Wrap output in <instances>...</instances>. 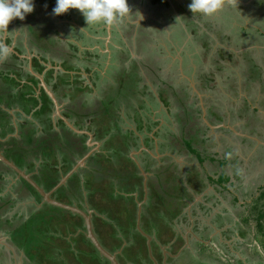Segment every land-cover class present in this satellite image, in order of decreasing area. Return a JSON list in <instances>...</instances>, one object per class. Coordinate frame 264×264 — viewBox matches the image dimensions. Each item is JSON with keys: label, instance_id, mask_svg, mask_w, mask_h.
Segmentation results:
<instances>
[{"label": "trees", "instance_id": "trees-1", "mask_svg": "<svg viewBox=\"0 0 264 264\" xmlns=\"http://www.w3.org/2000/svg\"><path fill=\"white\" fill-rule=\"evenodd\" d=\"M161 1H165V0H160V1L158 0V2H161ZM190 2L191 0H184V2H182L181 4H179L180 2H178L177 4L181 5L180 13L186 19V22L190 26L193 34L196 36H199V32H200L199 26L200 25H198L194 17H197V14L200 15V13H192L190 11V9L188 8V5ZM55 3H56V0H34L35 6H34L33 12L27 14L25 18L23 19V21L29 25L30 38L36 43V44L34 43V45H36V47L39 48V51L41 54L46 55L47 53H56V51H61L60 49L64 47L66 48L67 46H71L72 63H70L68 67L67 66L68 63L65 62V65H66L65 67L70 68L69 70L72 71V83L70 81L71 76L68 73L67 74L65 73L64 75L59 76L57 78L56 82H54V85L56 86V88H58V90H60L63 87H66V88L69 87V90H67L65 93H60L61 98L68 99V98L73 97V100L76 101V98L80 97L81 95L80 93L84 95L82 98L83 100H81L82 101L81 104H79L80 106L78 110H72V120H74V124L79 129L88 128V130L92 131L94 133L96 140H104L106 138L109 139L106 142L109 143L111 146H113V149L115 152L114 154L115 158L116 157L121 158L123 157V155L125 157H128L125 149L129 150V149H133L134 147H139L137 146L140 141L139 136H131L133 132L135 133V131L132 129L127 130L128 128H124L123 126V125H126V124H123L126 118H129V120L133 119L138 125L139 129L143 128V125L146 123V121H153V119L150 118L147 114H145V118H147L148 120H145L143 113L145 111H151L152 106L157 105L158 103L157 96L154 94V91L151 89L150 84L143 82L144 81L143 80L144 78L142 77L143 73L152 81L153 86L156 87L155 91H157V94L159 95L161 100L165 104L169 105V107H170V97L171 96L168 94V92L169 90H172L174 98H176L177 100L178 107L179 109H181L180 111L187 110V108L191 107L192 109L188 110V114H190V116L192 117H195L196 114H198L199 112L200 113L202 112L201 106H197L195 108L196 102H192V103L189 102L190 94L187 91L183 94V95H187L186 97H183V95L180 96L179 95L180 88L174 89V84L170 83L171 79L169 77L164 78L162 76V73L160 72V66H159L160 62L159 60L156 61L154 58L156 54L155 51H153L154 49L152 50V47L149 45V42L143 39L145 37H148L145 34L141 35L142 40L137 38L138 39L137 41L136 39L137 41V44H136L137 52L136 53L137 54L139 53L140 55H142V57L140 59L138 58L130 59L131 58L130 48H126V50L119 49V54H120L119 62L121 63V65L119 66L120 70L118 71L117 74H114L111 78L106 79L104 81L103 86L106 88V93L103 91L101 92V95L99 94V96H94V97L90 96L89 92L94 91L93 88L98 87L99 80L102 78L101 68L103 67V65L99 59L106 57L107 54L101 53L99 49H97L95 51L84 50L82 55H80V47L77 43L72 42V44L69 43L65 46L66 43L63 42L62 39L57 37L58 35L60 36L61 33L57 30V27L52 22L51 18H48L45 15L40 16V12H41L40 10H42L43 7H53ZM166 5L168 6V2H165L163 6L154 7L155 11L153 12L156 15V17L162 18L163 16L166 15ZM74 10H75V13H79L80 23L84 24L86 21L82 13L77 9H74ZM152 10L153 8L151 9V11ZM16 20L21 21L19 18H16ZM205 22L207 23L208 21H205ZM84 25L87 26V24H84ZM92 25H96L99 27L102 24L97 23V24H92ZM205 25H206V29L209 30L210 25H211L210 22H208ZM72 26L74 27L73 28L74 30L81 32L82 38L86 37V34L83 31H81L79 27H77V25L72 24ZM160 26L161 24H156V28ZM134 30H135V25H131L126 32H128V35H129V34H132ZM214 31L217 34V37H219L220 39L228 38V35L225 34L223 30H221V28H219L217 31L214 29ZM207 37L208 36L205 35V38ZM87 44L88 43L86 42L85 45ZM208 45H209L208 42L205 43L204 45L207 51L209 50L207 48ZM250 61L253 63V67H251V72H250V73L252 72L253 73L249 76L251 77V81H257L259 79H263L261 78L263 74L262 72L263 69L260 67L259 64L256 63L254 57L250 58ZM36 63L38 64L37 60H36ZM92 63L97 64L98 69H94L91 66ZM43 68L44 66L39 65V70H42ZM259 71H260V74L258 75ZM85 74L86 75L88 74L89 77H87L88 75L85 76ZM48 75L51 78H53L54 76L53 70H50L48 72ZM30 76L31 77L28 78L30 83L29 82L27 83L28 85H30L27 87L28 89L19 88L18 89L19 91L11 90L10 93L8 94V100L9 98L11 101L14 100V103H17L19 107H22L24 112L27 114H32L34 112L33 113L34 115L42 116L43 112H41V110L37 108L39 107L40 100H41L39 97L36 96L38 78L32 75ZM10 80L18 85V82L15 81L16 79L11 78ZM205 80L207 82H210V81H213V78L211 79L209 78ZM86 90H87V93L85 92ZM17 93H21V96L15 97ZM43 99L45 103L52 102L51 98H49L45 92H43ZM1 100H2V97H1ZM250 107L251 106L249 105L246 109H248L249 111ZM132 108H133V111L135 112L134 114H132ZM43 109L45 110L44 107ZM252 111L253 113L258 112V108L254 107ZM244 113L248 114V112H245V111ZM215 115H218L216 116V119L218 122H220L221 120L225 118V115L222 113V111H220L219 107L217 106L209 107L208 116L212 118V117H215ZM138 116H140V119H138ZM175 117L176 119L184 118L182 116H175ZM250 117H252V115ZM248 120L250 119L248 118ZM248 122H252L254 124L252 120ZM1 123L2 121L0 118V125L3 126V124ZM157 123L158 122H155L154 124H157ZM29 124L30 125L28 126L31 128L33 124H31L30 121H29ZM186 124L187 125H184L180 128L181 133L184 134L185 136L188 133V131L185 130V128L186 127L189 128V123H186ZM49 125L52 126L51 124ZM22 126L28 127L26 123L23 124ZM65 127H66L64 129V131L66 132L65 134L69 135V137L72 140V156L70 157L72 158V163L70 166V168L72 169L74 167L76 157L79 156L78 152L81 153L79 156L80 158L83 156L85 152L89 150L90 147L88 146V143H87L89 136L86 134H79L75 130L70 129L68 126H65ZM14 130H15V127L12 126L7 131L13 132ZM6 132L5 133L0 132V133H2V135L5 137ZM27 134H28L27 136L22 135V141H19L14 136V137H11L10 139H7L6 142H0L2 145L0 149L4 150L5 153H9L8 158L10 160L14 162L15 160H17L19 162L17 163L18 166L29 170L31 173L33 172L34 180H36V182H38V184H40L43 188H45L46 190H52V188H54L58 184L57 182L58 181L60 182V180H58L61 175L60 173L64 171L65 165L68 160L63 159L62 161H60L59 164L62 165L64 168H60V167L58 168L57 167L58 160L56 159H54V161L50 160V157L53 155V152L55 150H52L51 147L49 148L48 147L49 144L46 141H39V138L42 135L39 132V130L36 127H32L31 129H29ZM29 135H31L30 139L28 138ZM116 135L121 136L120 139H122V143H123V144L121 143L122 144L121 148L116 144V141H115ZM185 143H187L188 148H190L189 153L194 152V153H198L199 155L204 154L205 156L210 154L211 162H213L214 167H216V165L219 167L220 172L214 173L208 170H206V172L204 171L201 172L202 170L198 169L197 166L195 167L196 168L195 170L189 167L185 172H183V171H179L180 170L179 168L172 169L173 168L172 165L164 164V168L157 167L158 163L156 162V160H150L149 162L150 164H148V166L146 167V170L150 171V174H152L151 182L149 184V188L151 190V193H150L151 196L149 197L148 201L146 203H143L142 205L143 211H142L141 217H142V222L144 223V225L147 228H149L151 231L149 232V234L155 237V239L165 242L166 244L169 243V240H171L172 238L177 237L176 233L172 234L170 238H166V239H163L161 235L165 233L167 229L173 226V224L171 223L174 220H176L177 216L181 214L182 210L189 204V202H191L194 199V196L196 194L206 189L207 184L217 183V190L219 189V192L221 193L222 197H228L227 193H230L233 199L232 204L235 205L237 201L239 200L238 198L239 195L237 196L235 195V193H237V191L240 190V188L237 187L235 182H238V180H243L244 178V175H243L244 170L242 168L243 160L239 159L238 156L232 155V158H231V154L228 151L227 153H229V155L226 153L223 156L221 152L217 153L213 150H210L211 148L205 149V148L200 147L201 145H199L198 146L199 148H197L194 144H191V143L189 144L188 141H185ZM31 144H35L36 147H29V145ZM74 147H76V149ZM35 148L38 149V153H36L37 155H33L31 157V154L29 153V151H33ZM117 152L119 153L118 155H117ZM59 153L65 156L66 155L68 156L69 153L71 152L64 151L62 148H60ZM34 156L38 158L42 156L41 157L42 161L40 162V165L38 166V168L35 166V163H33V159H35ZM106 157L109 158L106 154H100V153L96 154L95 153L90 158L94 162L97 161L95 159L97 158L100 159L101 162L100 161L98 162V163H102L101 165L102 170L99 169L100 173L107 172L108 165H103L104 160L101 159V158L105 159ZM205 158L203 157L198 158L200 159L199 162L201 164L202 169H204L203 163L207 161L205 160ZM131 164L132 166L130 167L121 168V169H125L129 171V174L127 176L121 175L122 174L121 169H119L118 171H119L120 177H123L124 178L123 180L127 182L125 189H129V191H132V190L135 191L136 190L135 187H137V185L140 186L139 180L143 179V177L140 175L139 169L137 168L135 163L132 162ZM178 165L179 164L176 162L175 166H178ZM70 168L66 170H69ZM116 168L118 169L120 167H116ZM230 169H232L233 173L231 174H233L236 179V181H234L232 185H229L230 180H231V175L229 172ZM91 170H94V168ZM174 171L178 174V177L174 181V183H176V186H175L176 189L173 190V192L170 194V197L175 198V199L171 203L161 202L159 198L161 197L162 194L164 195L167 191L166 189L167 187L163 183V179H166V177L170 178L171 174ZM207 172L211 173V175L206 176ZM78 173L81 174V171H79ZM78 175L79 174L73 173L72 175L73 177H71V179H72V185L73 186L75 185V187H77L79 191L72 193L73 190L71 188L73 186H69L68 184H65V185L62 184L63 186L61 185L54 194L56 195L55 199L60 198L59 201L66 200L65 201L66 203L76 205L86 211L88 209L94 210L92 218H93L95 230L99 234V237H100L99 239L100 241H104V240L107 241L106 238H108L109 240L113 239L116 241L112 243V252L122 250L121 254L118 255V258L121 264H153V261L150 258V255L146 247V239L144 240L139 232L137 231L132 232V230H137L136 229V223H137V218H138V213H137L138 200H136L137 197L131 194L124 195L122 193H119L118 190L120 188H123L122 186H119V184L115 185L111 180H108L107 178H106V181H100V177L96 174V172L91 174V175H94L95 177L89 176V178L85 177L83 173L82 178L84 179L83 181L84 183H86V186L83 184V182H81L80 180L81 178L79 179ZM201 175H202V178H201ZM214 175H216L217 177H215ZM194 176L198 177V180H200V185L197 188H195L194 191H192L193 187L185 186L184 181L183 183H181L180 179L182 177L184 180V178L186 177V180H191V178H193ZM97 177H99V179ZM71 179H68V181L71 182ZM22 180L24 181L25 184H28L27 186L30 189H32V191H34V193L38 197L37 199L41 202L42 196L37 192V190L29 182L25 181L24 179ZM98 180L102 183L108 182L107 187L106 188H102V187L99 188V186L94 187V182ZM159 183L161 184L160 187H159ZM240 183H241L240 187H242L243 186L242 181ZM230 188L234 189L235 193H232ZM0 190H4V188L1 187ZM85 190H87V193H84ZM79 195H81V197H79ZM105 196H108L113 201H116V203L120 204L121 207L125 210L122 211L121 213H114L112 209L118 206V204H115L113 207L112 205L109 207V210H108L109 212H108L105 209L99 208L98 206L99 202L98 203L93 202L94 199L98 200L99 198L102 199L103 201ZM210 196H208L207 198H210ZM260 197H263L261 193H260ZM24 198L25 197H22L20 195L16 199H14L13 196H9L7 198H2L1 200L3 202H6L4 204H10L12 201V205L10 206V209H11L13 205L15 206L18 201ZM89 198L90 200L89 202H87ZM138 198L139 200L142 199L141 194L139 195ZM130 203H132L133 205L132 204L129 205ZM163 204L169 207L171 206L170 209H166V214H169V211H170L171 215L170 217H168V215L165 216L166 220L169 219L167 221L168 223L166 226H165L166 221L164 222H160L158 220L156 221L161 224L164 223V226H165V229L157 230L154 228L153 226L154 224L151 222L152 218H150L149 216L151 213L148 212V209L152 205L154 207L157 205L163 206ZM47 205L50 206L51 204L47 202L43 203L42 207L39 210L41 214L42 213L45 214V212H47L45 210V206ZM129 206L131 208H129ZM60 208H61L60 211L62 212V214L60 215V218H58L57 216H53L52 214L48 212L47 214L50 216L49 217L50 219H53L52 224L54 225V229H56L57 224L60 221L59 230L58 229L56 230H58L59 233L62 235L61 237H63L64 241L68 242L69 240L66 237H69L70 239L72 238V242L76 243L78 246H80V244L82 243H85V246H87L90 249L89 252L91 251L90 253H92V255L95 258L98 256L101 260H103V262H107L108 259L103 257L105 259L104 260L102 259V256L97 255L99 253L97 248L92 243L91 239L86 236L87 234L84 233V231L86 230L84 218L78 213H73L62 207ZM260 210L262 211L263 209L260 208ZM66 214H70L71 218L67 219ZM185 220L188 221L187 217ZM232 222L233 220L230 217L228 218L226 217L223 220L221 219L218 220V225L220 228L225 225L231 224V226L227 230H224L222 232V236H225L226 238H229V239L231 237V234H228L226 232L228 230L231 232L235 231V229L232 230V226H233ZM110 224L114 225V226L111 225V227H113V230H114L112 234L110 233L108 234V232L104 229L106 225H110ZM259 224H261V222H259ZM160 226L162 228V225ZM243 226H244L243 229L237 228L238 234H235V235L232 234V237H235V236L238 237L239 235V237L238 238L236 237L234 241L235 243L234 250H236L237 248L236 243L238 242V240H245L248 237V234H249L248 229L245 228L246 226L245 224ZM79 230H80V233L76 235V233ZM119 231H123V232H119ZM135 232L136 234H138V237H137L138 240H136L137 245H134V241L128 240V239H126L125 244H122L123 241H121L122 239L119 237V234H122L126 237L127 233L132 234ZM208 234L209 233L207 232V235L205 236L202 235L203 238L208 239L209 238ZM102 235H104V237L106 238L104 239ZM13 239H16L17 241L20 240V238L16 236L13 237ZM117 239L119 240L118 241L119 243L117 242ZM219 242L220 244L221 243L225 244L226 249L229 250L228 243H224V241H219ZM69 246L70 245H67L68 248ZM135 246H137L139 249H144L143 252L141 250V252L139 251L138 253V254H141L140 259H137L135 256L136 255V252L134 250ZM77 251H83V250L79 248ZM154 253L156 254V256H158V251H155ZM183 254L184 255L189 254V250L186 249L183 252ZM183 254L180 257H182ZM235 255H233V257H235L236 260L242 259L241 257H236ZM158 257H159V260L162 262L164 254L159 251ZM172 260L173 258L170 259L169 262L171 263ZM260 261L261 262H259V264H263L264 261L262 260ZM109 263L111 264L110 261Z\"/></svg>", "mask_w": 264, "mask_h": 264}, {"label": "flooded vegetation", "instance_id": "flooded-vegetation-1", "mask_svg": "<svg viewBox=\"0 0 264 264\" xmlns=\"http://www.w3.org/2000/svg\"><path fill=\"white\" fill-rule=\"evenodd\" d=\"M171 1H173V0H171ZM258 1H260V0H224L223 2L231 3V5H235V6L239 5L240 3H247L249 5L251 4V5L256 6ZM165 2H168V1L165 0V1L158 2V0H127L128 6H129V11L126 15L118 18L119 19L118 22L120 24H123L124 35L122 36V38L115 37L114 40L112 41V43H114V44L109 45L110 50L113 54V56H112L113 61L110 62V65L112 67H109V69L106 70L105 73H103L102 78L99 80L98 87L93 88L94 91L89 92L90 96H92V97L99 96V94L101 95V92H103V91L106 93V88L103 86L104 81L106 79L111 78L114 74H117L118 71L120 70L119 66L121 65V63L119 62L120 54H119L118 48L123 44L125 34L128 35V32H126V31L128 30V28L131 25H135L134 33L136 35V38L138 36V38L141 40H142L141 35L142 34L146 35L147 32H148L150 37H155L154 35H157L156 29H154L155 24H148L149 21L152 22L151 19H149V21H145V20L139 21V18L144 19V15H143L144 6L147 8L151 7V8H153V11H155L154 7L163 6L165 4ZM174 2L178 3L179 0H174ZM170 5H171V2L170 3L168 2V6L166 5V11H168L170 9V7H171ZM54 7H55V5L53 7H43V9L40 10L41 11L40 16L45 15L46 17L51 18L52 22L56 25L57 30L61 33V35L60 36L58 35L57 37H59L60 39H62L63 42L66 43L65 46L69 43L72 44V42L75 43V41H76L75 38H73L75 41L74 40L70 41V39L64 38V35L68 36L70 34L69 33L70 29L72 30V34L78 35L79 38L83 39L82 41L85 40V42H86L87 40L85 38H87V37L82 38L81 32H78V31L73 29L74 27L72 26V24L77 25V27H78V23H76L75 21L72 23L69 20H67V22L61 21V18H59V15H55V17H54V14L52 13V9ZM257 9H262V6L258 7ZM257 9L255 11L258 12ZM71 10L72 9H70L69 11H71ZM249 12L251 15L253 14L252 11H249ZM257 12L255 13V15L259 14ZM62 15L63 14H61V16ZM13 22H14V24L12 22H10V24L8 26V31H6V32L2 31L3 33L6 34V36L4 39L1 37L0 44L7 45L9 48H11V52L7 56L6 59L0 60V72L8 71L9 73H11L13 75L16 74L17 78H19L17 81L19 83L14 89H13V87L10 88L8 85H6V83L4 81L6 79H4V80L1 79L2 77L0 75V92L5 93V95L2 97V100H1V96H0V118L2 121L1 124H3L6 127L7 126L11 127L15 123H25V121L28 119H31V120L39 119L41 124L45 125L44 127H41V128H43V131H46L49 134L48 135L49 138H51L53 136L54 132H55V135L58 133V135L55 136V142L54 143L52 142L51 144L48 145L49 148L51 147L52 150H55L53 152L52 156L58 155L60 152V150H59L60 144L58 141H60V143L62 141L63 142L65 141L64 135H66V134H65L64 129L66 128L65 126H68L66 121H70V122L74 123V120H72V110H78V108L80 106L79 104H81V102H82L81 100H83L82 98L84 96V95H82V93H80L81 94L79 97L80 101H78V97L76 98V101L73 100L72 96H71L72 98H68V99L61 98L60 93H65L67 90H69V87H67V88L63 87L60 90H58V88H56V86L54 85V82H56L57 78L59 76L64 75L65 73L66 74L68 73L71 76L70 81L72 83V71L69 70L70 68L65 67L66 66L65 62L68 63V65H67L68 67H69L70 63H72L71 46H67L66 48L64 47V48L60 49L61 51H56V53H47L46 55L41 54L39 51V48L36 47V45H34L35 42L33 40H31V38H30L29 25L23 24V21L21 22V21H18L16 19H14ZM84 24H86V22ZM84 24H82V25H84ZM101 24H104V23L101 22ZM104 25L106 26L107 31L111 32V28H112V32L115 35L114 31L118 28V27H116V24L112 23L111 25H108V24H104ZM241 28L247 29L248 26H242ZM252 28L255 29V27H250L249 29H252ZM199 29H201V28L199 27ZM202 29L199 32V36H196L192 33V35L195 36L194 39H192L191 33L187 29L178 30L173 35V39H174V41L175 40L180 41L181 44L186 45V47H187V45H189L194 49H196L195 48L196 46H194V43H197V46L200 45L204 49L205 43L208 42V44H209L207 46V48L209 49L208 51L211 52V50H216V48L219 49L218 51H220L221 59L218 61V63L214 62L216 64V66H215L216 69H222V68L226 67V65L223 63V60L225 59L224 58L225 56H229V55H227L228 50H225V49H227V47L220 42L219 37L212 34L213 31L211 29H209V30L205 29L203 31H202ZM217 29H218V27L215 30L217 31ZM16 30L20 31L19 37L16 34ZM260 31H261V29H260ZM262 32L264 35V30H262ZM226 34L229 35L228 33H226ZM205 35H207L208 37L205 38ZM143 39H145V38H143ZM137 41H138V39H137ZM137 41H136V44H137ZM85 42H84V44H85ZM87 45L92 46L91 44H87ZM82 48H84V47H82ZM132 49L137 50L134 48H132ZM204 50H206V48ZM82 51H84V49ZM245 51H251V48L248 47ZM196 54H197V57H200L199 53H196ZM210 54L214 55V53H212V52ZM230 54L234 55L233 52H231ZM80 55H81V49H80ZM204 56H205V54L203 53V57ZM154 58L156 61L159 60V62H160L159 66H160V72L162 73V76H163V74H165V67H166V63L164 60L170 61L171 63L174 62V64L178 63V65H179V62H181L182 59H184L183 57L180 58V56H178V61H175L174 60L175 58L173 56H170L169 54H165V56H164L163 54L158 55L157 53H156ZM209 58L211 60L214 59L215 61H217L213 56H211ZM180 59H181V61H180ZM36 60L40 66H44V68L42 70H39V65L36 63ZM211 66H212V64L208 65V67H211ZM103 67H104V65H103ZM260 67L263 69L262 65H260ZM50 70H53V75H54L53 78H51L48 75V72ZM30 75L38 78L36 96L39 97L41 100H40V105L37 108H39V110H41V112H43L42 116H36L33 114L34 112L32 114H27L24 112L22 107H19L17 105V103H14L13 101H11L10 98H9V100L7 99L8 94L10 93L11 90H18L19 88H27L28 86H30L27 84L28 82L30 83V81L28 80V78L31 77ZM167 75H169L168 77L171 79V82H172V79H174L172 77L173 73H169V74H166L164 76H167ZM199 76H201L200 78L203 77V81H199L200 85L196 84L197 85L196 88L194 86V89H193L194 92L188 91L186 87L184 89L189 94H195V96L199 98V99H197V102H196L197 105L195 104L196 105L195 108L197 106H201L202 112H204V117L202 119H200V117H199V119H197L195 117L190 116V114H188V110L192 109L191 107L187 108V110L180 111L181 109L177 108L178 104H176L175 102L173 103V99L171 97H170V107H169V105L165 104L161 100V98L157 94V91H155L154 94L155 95L157 94L156 96H157V102L158 103H157V105H154V106H157L160 109L155 110L154 106H152L151 111L153 113H151L150 118H152L153 121H146L145 124L143 122L144 125H143V128H141V129L138 128V125L136 124L135 121L133 122L132 119H131L132 122H130V123H127V122L123 123V124H126V125H123L124 128H128L127 130L132 129L135 131V133L133 132V134L131 136H139L140 141H139V144L137 145L139 147H134L133 149H129V150L125 149L128 157H125L122 154L123 157H121V158L116 157L118 161L115 159L112 162H114L115 164L118 163V167H121V165H122L125 168L132 166V164H131L132 162L135 163V165L139 169L140 175L143 177V179L139 180L140 186L137 185V187H135V189H136L135 191L134 190L129 191V189H125L127 182L123 180L124 179L123 177H120L119 171H118L120 168L117 169L114 167L113 169H111V171L109 170L107 172L100 173V175L101 174L105 175V179L107 178V179L111 180L115 185L119 184V186L123 187V188H120L118 190L119 193H122L124 195H130L131 194V195H134L135 197H137L136 200H138V210H137L138 218H139V215H140V218L142 216V211H143L142 205H143V203H146L148 201L149 197L151 196L150 195L151 190L149 188V184L151 182V175L152 174H150V171L146 170V167L148 166V164H150L149 163L150 160H156L157 163H161L163 161L175 159L172 153L166 152V150H167L166 148L171 150L175 147L176 152H177L176 155H180V156H184L186 154V152L188 153V155L185 158L182 157V158H184L182 164L180 162H177L178 164H180V170L179 171H183V172H185L189 167H191L194 170L196 169L195 168L196 166L198 168L201 167V164L199 162L200 159H198V156L195 155L196 153H194V152L189 153L188 145H187V143H185V141H188L189 144L190 143L194 144L196 147L201 145L200 147L205 148V149L211 148L210 150H213V151L218 153V152H221V150L219 149V145H220V143H224V140L227 141L228 149L233 148L232 140H238V141H241L243 144L248 143L249 145H253L256 149V154L261 153L262 157L264 158V144L259 143L256 139L249 137L248 136V135H250L249 133L240 132L241 130H238V128H236L235 126H232L230 123V119H228L226 117V115H225V118L223 120H221L220 122H218L216 119V116H218V115H215V117H212V118H210L208 116V110L205 108L207 105L204 101L206 95H204V93L201 90H198V88H199L198 86H200L202 88H206V89L210 88L212 81L207 82L205 79L213 78V81L215 82V71L207 70V68L206 69L204 68V72L201 73ZM41 77H43L44 82L46 83V87H44V84L41 80ZM204 77H205V79H204ZM12 78L17 79V78H15V76H13ZM89 82H91V81H89ZM180 87L181 86H179L178 88H180ZM174 88L176 89V86H174ZM71 90H72V88H71ZM195 90H196V93H195ZM43 92H45L48 95V97L51 98L52 102L45 103V101L43 99ZM85 92L87 93V90ZM189 99H190V101H189L190 103L194 102V101H192L190 95H189ZM199 100H200V104H198ZM42 101H43V103H42ZM43 107L45 108V110L43 109ZM257 108H258V112L260 114L261 110L259 107H257ZM206 110H207V112H206ZM220 111H221V109H220ZM166 112L168 113L169 116H171V118L168 117V115H166ZM177 112H179V113H177ZM163 115H165V118H163ZM175 116H182L184 118L176 119ZM22 117L24 119H21ZM247 117L250 120H252L254 123L257 121H259V122L263 121L262 119L260 120V118L257 119L254 117H250V115H247ZM234 118H235V116H234ZM197 120H198V122H197ZM250 120H248V121H250ZM248 121H247L248 125L253 124L252 122H248ZM155 122H158V123L154 124ZM161 123H163V124L160 125ZM186 123H189V128H187V127L185 128V130L188 131V133L185 136L184 134L181 133L180 128L184 125H187ZM49 124H51L52 126H50ZM261 124H263V123H261ZM232 127H234L235 130H237V131H234L232 129ZM61 128H62V131L60 130ZM80 131H85V133H80V132H77V133L86 134L88 136H89L88 133L93 134V132L88 130V128L87 129H80ZM137 131H139V132H137ZM239 132L243 133L245 135H241V134H239ZM162 136H166V137L170 138L171 140L165 139ZM184 136H185V138H184ZM250 136L257 137L264 142L263 136L252 135V134ZM93 137L95 138V136H93ZM160 137H162V139H160ZM8 139H10V138H8ZM6 140H5L4 136L0 137V142H6ZM107 140H109V139H107V138L104 140H96L95 139L94 145L93 146L88 145L90 147L89 150L86 153H84L82 157L79 158V160L86 158L87 159L86 162L89 161V168H87V170H84V172L81 171L84 173L85 177L89 178V176H94L91 174L96 172V169L102 170L101 169L102 166L98 165V164H101V163H98L100 161V159L97 158V159H95L97 161L94 162V161H92V159H90L92 155H94L95 153L96 154L100 153V154H106L110 158L114 157L115 152H114L113 146H111L109 143H107L106 142ZM201 142L203 143V145ZM55 143H58V144L55 145ZM215 147H217V149H214ZM57 150H59V151H57ZM134 150L136 153L133 152ZM0 151L2 152V154L6 158H8V156L6 155L4 150L0 149ZM70 152L71 153H69V155L72 156V151H70ZM117 154H119V153L117 152ZM190 155L192 158L197 159V161L199 162V163L198 162L195 163L193 161L192 164H194V167L190 166L189 165L190 163L187 160L188 156H190ZM12 162L15 165H17V163H19L17 160H15V162L14 161H12ZM212 163L213 162H211V160L209 162L205 161L203 163L204 168H205V166L209 165L210 170L216 169V167H213V168L211 167ZM166 165H168V164H166ZM18 167L34 179V177H33L34 174H32L29 170L22 168L20 166H18ZM82 167H84V166L81 165V168ZM157 167L164 168V163L161 165L158 164ZM93 168H94V170H91ZM0 173H1V175H0V183L1 184L0 185H4V187L5 186L9 187V185H8L9 182H8V179H6V178L10 176L13 178L12 179L13 181L18 180V182H16V184L12 187V189H11L12 192L15 189L16 192H18L19 194H22L21 195L22 197L30 196V194H31L32 195L31 198H35V199L38 198L37 195L34 193V191H32V189H30L27 186L28 184L24 183V181L22 180L24 178L23 177L19 178L20 175L17 173V171L12 166L6 164L1 159H0ZM214 176L216 177V175H214ZM101 183L102 182H100L99 180H98V182L95 181L94 187L99 186V187L103 188V186L107 187V185H108V182L103 183V184H101ZM184 184L187 187H193L192 191H194L195 188H197L200 185V180H198L197 176H194L192 178V180H186L185 179ZM24 185H26V186H24ZM160 185L161 184L159 183V187H160ZM1 187H3V186H1ZM5 188H4V190H5ZM44 190L46 192L51 191V190H46L45 188H44ZM52 190H53V188H52ZM56 190L51 194L52 198H56L55 197L56 195H54ZM215 190H217V183L207 184L206 189H204L201 192H199L198 194H196L194 196V199L191 202H189V204L182 210L181 214H179L176 218V220H177L176 225L178 226V228L180 226H181V228H183V227L186 228L187 226L190 227L191 232L188 235H191V237L193 236V232L196 233L194 239L204 240V238H202V237L207 235V232H208L209 233L208 236L210 239L219 238L220 241L224 240V239H222L224 236L222 238L219 237L220 235L222 236V232L218 231V229H220V228L216 229L214 227V224L217 225V221L219 220L220 216L221 217L224 216V212L219 213L220 211H218V213H216V214L214 213L215 215L212 212H210V214L205 215L203 212L205 210V207L201 208L202 204H204L206 206V208H208V207L215 208L216 205H219L220 203L224 202V200H222V199H226L227 197L221 196L222 197L221 198V197L217 196L215 193ZM230 190L232 193H235L234 189L230 188ZM217 191H219V189ZM140 194L142 196L141 200H139V198H138ZM227 195L229 196V193H227ZM235 195L238 196L237 193H235ZM208 196H210V198H207ZM231 198H232V196H231ZM238 198H239V196H238ZM89 200H90V198L87 200V202H89ZM219 200H222V201L219 202ZM60 201L66 203L65 202L66 200H60ZM226 201H228L229 203H232V201H230L229 199H227ZM132 203H130L129 205H131ZM129 208H131V207L129 206ZM195 211H197L199 213V215H195L194 214ZM228 211H229V209H228ZM228 211L225 209V212L227 214H228ZM86 212L87 213L91 212V215H93L94 210L88 209ZM186 217H187L188 221L185 220ZM205 217H207V218L213 217V218H212V220L208 221V219H206ZM92 220H93V218H92ZM22 221L23 220H17V219L12 220L11 217L10 218H6V217L1 218L0 217V229L3 228L0 230V235L2 236L5 233L6 234L7 233L13 234V232H14L13 237L16 236V237L20 238L21 234L19 231L21 230L20 224L22 223ZM185 221H186V223H185ZM210 221H212V222H210ZM229 225L230 224L225 225V226H229ZM175 230L177 231V229H175ZM175 230L167 229V231H172V234L176 233ZM149 236H150L151 241L153 243V241H154L153 236H151V234ZM145 237L147 239V236H145ZM197 237H201V238L198 239ZM188 238H189V236H188ZM183 240L184 239L181 236V238H178V239H177V237L172 238L171 240H169V243H167V244L165 242L159 241L158 242L159 247L157 246V244L153 243V245L151 247H147V250H148V253H150V254H151V252H155V251H160V250L164 251V249H167L168 251L170 250L169 251L170 253H168V256L164 257L162 260L163 264H165V262H166V264H170V262H169L170 259L180 257L183 254V252L187 249V246L184 245V243L178 244ZM151 241H150V243H151ZM228 241H230V239ZM234 241L235 240H233V248L235 245ZM224 243H227V242H224ZM228 244L230 245V243H228ZM191 249L193 251H195L194 248H191Z\"/></svg>", "mask_w": 264, "mask_h": 264}, {"label": "rangeland", "instance_id": "rangeland-1", "mask_svg": "<svg viewBox=\"0 0 264 264\" xmlns=\"http://www.w3.org/2000/svg\"><path fill=\"white\" fill-rule=\"evenodd\" d=\"M257 4L258 5H256V6L257 7L262 6V9H257L256 6H254V5L250 6L248 4L249 7L247 6V9H243L242 11L236 7H225L217 13H214V14L209 15V16L205 15V20H207L208 18L215 20L216 28H217V26L221 27L225 34L226 33L229 34L228 38L219 39L220 42L227 47V49H225V50H228L227 55H229V56H225L224 57L225 59L223 60V63L226 65V67H224L222 69H216V67H215L216 64L214 62L218 63V61L221 59L220 51H218L219 49L216 48V50H211V52L214 53V55H212V54H210L211 53L210 51L204 50L200 45L197 46V43H194V46H196L195 47L196 49H194L189 45H187V47H185L184 45L181 44L180 41L175 40L174 42H175V48L176 49L174 50L172 48V46H169V53H170V55H173V57L175 58L174 59L175 61H177V59H178L175 56H180V58L183 57L185 60L182 59V61H181V59H180L181 62H179V65H178V63L174 64V62L171 63L170 61L164 60L166 63V67H165V74H163V77L164 78L168 77L169 75H167V76H164V75L169 74V73H173L172 77L174 79H172L171 83L174 84V86H176V88L181 86L180 92H179V95L181 96L186 92V90L184 89L185 87L187 88L188 91L194 92V90H193L194 86L196 88L197 85H200L199 81H203V77L200 78L201 76H199V75L204 72V68L205 69L207 68V70L215 71V82L214 81L211 82L212 84H211L210 88L206 89V88H202V87L198 86L199 87L198 90H201L204 93V95H206L204 101H205L207 106L205 108L208 110V108L211 106H217L221 109L222 113L224 115H226V117L228 119H230L231 125L238 128V130H241L240 132H243V133L246 132V133H249L250 135L252 134V135H258V136L264 137V35L262 32V30H264V1L260 0L257 2ZM256 9L258 10V12L255 11ZM249 11H252L254 15L252 14L253 15L252 16ZM256 12L259 14L255 15ZM203 16H204V14H203ZM54 17H55V15H54ZM214 17H215V19H214ZM59 18H61V21H64V22H67V20H69L72 23L75 21L78 24H80L78 21L79 13H75L74 9L69 11V12L64 13L62 16L59 15ZM230 18H231V21H230ZM196 19H197V17H196ZM22 21L23 20H21V22ZM11 22L14 24L13 20ZM23 24H26V23L23 21ZM242 26H248V28L243 29V28H241ZM250 27H255V29H253V28L249 29ZM260 29H261V31H260ZM189 32H191V30H189ZM69 33L70 34L68 36L64 35V38H68V39H70V41H72V40H74L73 38L79 37L78 35L72 34L71 29L69 30ZM16 34L19 37L20 31L16 30ZM5 36H6V34L3 33L2 31H0V40H1V37L4 39ZM162 37L163 36H161V38ZM191 37H192V39L195 38V36L192 34H191ZM158 38H160V37H158ZM162 43H165V41L162 40ZM80 45L82 46V43H80ZM158 46H159V44H158ZM82 47H84V44ZM87 47L89 48L90 45H88ZM248 47L251 48V51H245ZM108 49H109L108 46H106V51ZM231 52H233L234 55H231L230 54ZM82 53H83V51H81V55H82ZM196 53H199L200 57H197ZM203 53L205 54L204 57H203ZM207 55L209 57L213 56L217 61H215L214 59L211 60ZM253 57H254L256 63L259 65H262V67H263V71H262L263 74L261 76V78H263V79H259L257 81H251V77H249L253 73V72L250 73L251 67H253V63L250 61V58H253ZM107 61H109V60H106V61L103 60V62L106 63V64H104L103 68L107 67ZM209 64H212V66L208 67ZM255 70H257V69H255ZM103 73H105L104 69H103ZM259 74H260V71H259L258 75ZM0 75L2 77L1 79H3V80L6 79L4 81H5L6 85H8L10 88L13 87V89H14L17 86L16 83H14L13 81L10 80L13 76H15V78H17L16 74L13 75V74L9 73L8 71H2V72H0ZM18 79L19 78H17L15 81L17 82ZM195 93H196V90H195ZM168 94L171 96L173 101H175V103L178 104L176 98H174L173 91L169 90ZM4 95H5V93L0 92L1 97H3ZM19 96H21V93H17L15 97H19ZM175 96H177V95H175ZM186 96L187 95H183V97H186ZM190 97H191L192 101H194V102H197L196 100L199 99L198 97L195 96V94H190ZM12 101L14 102V100H12ZM78 101H80L79 97H78ZM195 104L197 105V103H195ZM198 104H200V100H199ZM249 105L252 107H250V109L248 111V109H246V108ZM254 107L260 108V110H261L260 114L261 115L259 114V112L253 113L252 110L254 109ZM154 108H155V110L160 109L157 106H154ZM177 108L179 109V107H177ZM207 110H206V112H207ZM244 111L248 112V114L244 113ZM151 112L152 111H145L143 113L144 118H145V114H147L149 117H151ZM134 113L135 112L133 111V108H132V114H134ZM166 115H168L167 112H166ZM247 115H250V116L252 115V117L257 118V119L260 118V120L262 119L263 121L262 122L257 121L254 124L249 123L251 125V126H249L247 124V121H248ZM234 116L236 119L234 118ZM168 117L171 118V116H169V115H168ZM199 117H200V119H202L204 117V112H201V114L199 112L198 114L195 115V118L199 119ZM163 118H165V115H163ZM22 119H24V118L22 117ZM138 119H140V116H138ZM145 120H148V119L145 118ZM126 122L130 123V122H132V120L131 119L129 120V118H126L124 123H126ZM197 122H198V120H197ZM261 123H263V124H261ZM162 124L163 123H161L160 125H162ZM44 126H45L44 124L42 126H40L38 124V130L42 134L41 137L39 138V141H46L48 144H51L52 142L54 143L55 142V136H57L58 133L55 135V132H54L53 136L51 138H49L48 137L49 134L46 131L40 130V128L44 127ZM36 128H37V126H36ZM60 130L62 131V128ZM137 132H139V131H137ZM30 136L31 135L28 136L29 139L31 138ZM120 137L121 136L116 135L115 141H116V144L121 148L123 143H122V139H120ZM162 137L165 139L171 140L170 138H168L166 136H162ZM162 137H160V139H162ZM89 138H90V136H89ZM64 139H65L64 142L62 141L60 143V141H58L60 144V148H62L64 151H67V152L72 151V140L69 137V135H64ZM118 141L120 144L118 143ZM232 142H233V145H232L233 148L232 149H228V144H227L226 140H224V143H220L219 149L221 150V153L223 154V156L228 151L231 154V158H232V155H234V156L236 155L239 157V159L243 160L242 168L244 170L243 171L244 178H243V180H238V182H235L237 187L240 188V190L237 191V194L239 195V200L235 205L226 201L227 199H229L230 201L233 200L231 198V194L229 193V196L226 199H222V200H224V202L220 203L219 205H216L215 208H216V213L218 211H220L219 213L224 212V216L220 217L221 220L225 219L226 217H230L233 220L232 230L235 229V231L231 232L228 230L226 233L231 234V237H232V234L233 235L238 234L237 228L243 229V227H244L243 225L245 224L246 225L245 228H247L248 232H249L248 237L245 240H238V242L236 243L237 248H236V250H234V248H233L234 237H232V239L230 237V241H228L229 238H226L225 236L223 237L220 235L221 238L223 237L222 239H224L223 240L224 242L230 243V245H229L230 251H229L226 249L225 244H222V243L220 244L219 238H214L213 240H211L210 238H208V239L204 238V240L194 239L196 233H194L192 231L193 236L191 237V235H188L191 232V229H190V227L187 226L186 231H184L183 233H181V231H180V234H176V236H177V239L181 238V236L183 237L184 240L178 244L184 243V245H186L187 249L189 250V254H185V255L183 254L182 257L173 258V260L170 264H248V263H246V261H244L242 259L236 260V258L233 257V255H235V254H236L235 255L236 257H241V258H245L246 256L249 257L250 262H253V264H259L260 260L264 261V188L260 189L259 188L260 186H258V184L261 181L264 182V158L262 157L261 153L256 154V149L253 145H249L248 143L243 144L241 141H238V140H232ZM35 144H31V145H29V147H36ZM56 144H58V143H55V145ZM93 145H94V142H93V144H90V146H93ZM73 146H75V145H73ZM1 147H2V145L0 143V148ZM217 147H215L214 149H217ZM74 148L76 149V147H74ZM197 148H199V147H197ZM166 149H167L166 152L172 153L175 159L163 161V162L158 163V164L161 165L164 163V164L172 165L173 166L172 169H176V168L180 169V164L178 166H175V163L180 162L182 164L184 158L188 155V153L186 152V154L184 156H180V155H176L177 152H176L175 147L171 150L168 148H166ZM59 150H57V151H59ZM188 150L190 151V148H188ZM133 152L136 153L135 150ZM29 153L31 154V157L33 155H37L36 153H38V149L35 148L33 151H29ZM229 153H227V154L229 155ZM8 154L9 153H6L7 156H9ZM78 154L80 156L81 153L78 152ZM195 155L198 156V158L199 157H203V158L206 157L205 158V160H207L206 162H209V160H211L210 154L205 156L204 154L199 155L198 153H196ZM70 156L71 155L65 156V155L59 153L58 155L51 156L50 160H53V161H54V159L58 160V164H57L58 168L59 167L64 168L62 165L59 164L60 161H62L63 159L68 160L66 165H65V169L63 172L60 173L61 175H60L58 180L61 181L63 179V177H66L67 179L64 181V185L68 184L69 186H73L72 185V179H71V177H73L72 176L73 174H70V171L73 170L70 168L71 163H72V158H70ZM79 156L76 157V161L74 163V166H76L77 163L82 160V159L79 160ZM41 157L42 156H40V158L35 157V159H33V163H35V166L37 168L40 165V162L42 161ZM182 157H184V158H182ZM101 159L104 160L103 165H108L107 171H109V170L111 171V169H113L114 167L115 168L118 167V163L115 164L114 162H112L115 159L117 160V158L113 157L110 159V157L109 158L106 157L105 159H103V158H101ZM86 160L87 159L84 160L85 162L83 161L84 167L81 168V166H80V167H78L77 171L73 172L74 174H79L78 175L79 179L81 178L80 180H81V182H83V184L85 186H86V183H84V181H83L84 179L82 178V176H83L84 170H87V168H89V161L86 162ZM187 160L190 163V164L189 163L188 164L192 167H194V164H192L193 161L195 163L198 162L197 159L192 158L191 155L188 156ZM109 161H111V162L109 163ZM98 165L101 166L102 163L98 164ZM122 167L123 166H121L120 169ZM205 167L209 168V165H207ZM68 168H70V169L66 170ZM79 171H83V172H81V174H80V173H78ZM121 171H122L121 175L127 176L129 174L128 170L121 169ZM230 171L233 173L232 169H230ZM96 174L99 176L100 170L96 169ZM207 175H211V173L207 172L206 176ZM99 177H100V181H106L104 174H101ZM99 177H97V178L99 179ZM177 177H178V174L174 171L171 174L170 178L166 177V179H163V183L166 185L167 191L164 195L162 194L161 197L159 198L161 202L171 203L172 201H174L175 198L170 197V194L173 192L174 189H176L175 188L176 183H174V181ZM201 178H202V175H201ZM68 179H71V182H69ZM74 179H76V178H74ZM185 179H186V177L184 178V180L181 177V179H180L181 183H183V181H185ZM191 180H192V178H191ZM231 181H232V179L230 180V182ZM235 181H236V179H235ZM241 181L243 184L242 187H240ZM57 183H59V181ZM252 183H253V188L250 189L248 185L252 184ZM101 184H103V183H101ZM103 188H106V186H103ZM71 189L73 190L72 193L79 191L77 189V187H75V185ZM258 190H259V193H261L263 197H260V195H257ZM84 193H87V190H85ZM215 193L219 197L222 196L221 193L217 190H215ZM79 197H81V195H79ZM25 198L31 199L30 196H26ZM78 200H80V199H78ZM176 201H178V200H176ZM93 202L94 203L99 202L98 203L99 208L105 209L107 211L109 210V207L111 205L113 207L115 204H118V203H116V201H113L108 196L107 197L105 196L103 201H102V199L99 198L98 200L94 199ZM49 204H51V203H49ZM204 207H205V210H204L205 212L208 209H210V212L212 211L211 208H206V206L204 204H202L201 208H204ZM2 208L3 207H1V209ZM170 208H171V206L169 207V206L163 204V206L157 205L154 207L152 205L148 209V212L151 213L149 216H150V218H152L151 222L154 224L153 226L155 229H157V230L158 229L159 230L165 229V226L168 223L167 221L169 220V219L166 220L165 216L168 215V217H170V215H171L170 211H169V214H166V209H170ZM260 208L263 210L261 211ZM60 209H61L60 207H57L53 204H51L50 206H48V205L45 206V210L48 213L52 214L53 216H57L58 218H60V215L62 214ZM225 209H227V211L229 209L228 214L225 212ZM124 210L125 209H123L120 204H118V206L116 208L112 209V211L114 213H121ZM1 211L2 212L0 214H2L4 212L3 209ZM47 212H45V214H43V213L41 214V212L36 211V213L34 214V218H32V219L29 218L27 221L23 222L22 223L23 229L21 231H19L20 234L21 233L24 234L23 236L20 237L21 242L20 241H14V240H12L13 239L12 238L10 241V244L11 245L14 244L17 246L18 245H20V246L21 245H28V246L30 245V247L28 249H24V250H26L25 254L29 258H31V259H29L30 261L36 260L37 258H41L43 254H47L50 258L53 257V259L48 260L49 261L48 264H65L63 262V258L59 257L61 260L58 258H55L56 254L52 253V251H54L55 249H58V250L66 249V250H68L67 245H70L72 243V238L70 239L69 237H66V238H68L69 241L68 242L64 241L63 237H61L62 235L58 231L59 227H60V225H59L60 221L58 222L57 227H56V229H58V230L54 229V225L52 224L53 219L49 218L50 216L47 214ZM195 212H197V211H195ZM205 218L209 219L207 217H205ZM157 220L160 222L166 221L165 226H164V223L161 224V223L156 222ZM259 222H261V224H259ZM171 224H173V226H171L169 228L170 230H175V229L181 228V227L178 228V226L176 225L177 220H174ZM111 225L114 226L113 224H110V225H106L104 228L108 232V234L109 233L112 234L114 232L113 227H111ZM160 225H162V228ZM229 226H231V224ZM136 229L137 230H132V232L133 231L139 232L144 240L146 239L145 236L146 235L149 236L150 235L149 232H151L150 229L147 228L144 225V223L142 222V217L137 218ZM81 231H83V230H81ZM119 232H123V231H119ZM166 232L161 235V237L163 239L171 237L172 231H170L168 234ZM78 233H80V230L76 233V235ZM84 233L87 234V230H85ZM226 233H225V235H226ZM86 236L88 237V234ZM96 236L98 237V239L100 238L97 231H96ZM188 236H189V238H188ZM57 237H59V239H56ZM119 237L122 239L121 241H123L122 244H125L126 239H128V240L134 241V245H137L136 240H138L137 239L138 234H136V232L132 233V234L127 233L126 237L122 234H119ZM238 237H239V235H238ZM197 238L200 239L201 237H197ZM118 241L119 240L117 239V242ZM153 243L152 244L149 243V238L147 237L146 247H151L153 245ZM140 247H142V246H140ZM191 248H194L195 251H192L190 253ZM134 250L136 252V255H135L136 258L140 259L141 254H138V253H139V251L141 252V250L143 252L144 249H139L137 246H135ZM0 251H3V253L7 254V255L9 253L5 249H0ZM74 253H75V251H72V255H71V253H69L68 255H64V256H67L66 257L67 258L66 264H72V261L73 260L75 261V259H73ZM153 253L154 252H151V254L150 253L149 254L152 256ZM97 255L102 256V254L100 252ZM92 256H93L92 253L89 254L88 251H78V258L80 260H83L84 262H86L85 264H98V262H97L98 259L92 258ZM151 256H150V258H151ZM20 257L18 258V261H19ZM103 257L104 256H102V259L106 258V257H104V258ZM5 260H6V263H8V264L11 263V261H9L10 260L9 255L5 258ZM99 260L101 261V262H99L100 264H110L109 263L110 260L109 261L107 260V262H103V260H101L100 258H99ZM118 261H119V258H118ZM158 263L163 264L160 260H158ZM165 264H166V262H165ZM263 264H264V262H263Z\"/></svg>", "mask_w": 264, "mask_h": 264}, {"label": "crops", "instance_id": "crops-1", "mask_svg": "<svg viewBox=\"0 0 264 264\" xmlns=\"http://www.w3.org/2000/svg\"><path fill=\"white\" fill-rule=\"evenodd\" d=\"M167 1L169 3L171 2V5H170L171 7H170V9L168 11H166V15L163 16L162 18L156 17V15L154 14L153 10L151 12V9L152 8L150 9V8L145 7V6H144V12H143L144 19L139 18V21H142V20L149 21V19H151L152 22L149 21L148 24H155L154 29H156L157 35H154L155 37H150L149 34H148V32H147L146 35L148 37H145V40H147L149 42V45L152 47V50L154 49L153 51H155V53H157L158 55L159 54H163L164 56H165V54H169L170 55V53H169V46H172V48L174 50L176 49L175 48V42L173 40V35L178 30L187 29L189 31V29H190V26L186 22V19L180 13L181 5H179V4H181L182 2H184V0H179V2H180L179 4L175 3L174 0L173 1L167 0ZM223 1L224 0H222V2H221L220 9L218 11H216L215 13L219 12L221 9H223L225 7H236L239 10L242 11L243 9H247V6H248L247 3H240L239 5L235 6V5H231V3H227V2H223ZM250 6H251V4H250ZM194 19L196 20V22L198 23V25H200L199 27H202L203 28V29L201 28L202 31L206 29V25L205 24H207L208 22H210V24H211L210 25V29L213 31L212 34H214L215 36H217V34L214 32V29L216 28V22H215V20H212L210 18H208L207 20H205V15L203 16L202 13H200V15L197 14V19H196V17H194ZM214 19H215V17H214ZM78 20L80 22V19L79 18H78ZM118 21H119V19L115 20L114 21L115 23L113 22V24H116V27H118L114 31L115 32V35L112 32V28H111V32L110 31H107L105 29L106 26L104 24L100 25L99 27L96 26V25H92V24L91 25H87V26H83L81 23L78 24L79 29L81 31H83V32L86 33V37L87 38H85V39L88 40L86 42L88 44H91L92 45V46H90L88 48L87 47L88 45H85L84 44L85 40L82 41L83 39H81L79 37L78 38H75L76 39L75 43H77L79 45V47H81L80 43H82V46L84 44V48H82V47L80 48L81 51L83 49L84 50H91V51H95V50L99 49V51L101 53H106L107 54L106 57L99 59L100 62L102 63V65L106 64V63L103 62V60H105V61L106 60H109V61H107V67H105V69L103 67L101 68V74H102V76H103V69H104V71H106V70L109 69V67H112L110 65V62L113 61V59H112L113 54H112V52L110 50L109 45L110 44H114V43H112V41L114 40L115 37L122 38V36L124 35L123 24H120ZM205 21H208V22L206 23ZM230 21H231V18H230ZM156 24H161V26L156 28ZM219 28H221V27H218V29ZM221 30H222V28H221ZM191 32H192V30H191ZM161 36H163V37L161 38ZM158 37H160V38H158ZM89 38H91V39H89ZM137 38H138V36H137ZM137 38H136V35H135L134 31H133L132 34H129V35H126L125 34V38H124L123 44L120 47L118 46L119 47L118 49H125V50H126V48H130L131 49V51H130L131 52L130 53L131 54V58L130 59H136V58L140 59L142 57V55H140V54L138 55L136 53L137 52L136 50H133L132 49V48L136 49V39ZM162 40L165 41V43H162ZM158 44H159V46H158ZM106 46H108V48H109L107 51H106ZM184 46L186 47V45H184ZM170 56H173V55H170ZM175 57L178 58V56H175ZM177 61H178V59H177ZM91 66L94 69H98V65L95 64V63L94 64L92 63ZM87 75H85V76H87ZM87 77H89V75ZM142 77L144 78L143 79L144 80L143 82L150 84L151 89L155 92L156 87L153 86L152 81L144 73H143V76ZM174 102L175 101H173V103ZM124 118H125V116H124ZM29 121H30L31 124H33L32 127H36L37 126V129H38V124L40 126H42V124H41V122H40L39 119H36V120L28 119V120H26L25 123H26L27 126L30 125L29 124ZM133 122H134V120H133ZM25 123H15V124H13V126L15 127V130L13 132L7 131V130L10 129V126H7L6 127L4 125L3 126L0 125V132L5 133L7 131L6 132V136L4 137L5 140L8 139V138H11V137H14L15 136L16 139H18L19 141H22V135L27 136L28 135L27 133H28L29 129L32 128V127L30 128L29 126L28 127H23L22 125L25 124ZM40 130L43 131V128H40ZM2 133H0V137L3 136ZM93 134H92V141L95 143V141H94L95 138L93 137L94 136ZM87 143H88V141H87ZM211 167L212 168L214 167V164L213 163L211 164ZM198 169L202 170V172L203 171L206 172V170H209L210 172H214V173L220 172L219 167L217 165H216V169H212V170H210L209 168H206V167L204 169H202L201 167H199ZM229 172H230L231 179H232V181L229 183V185H232V183H234V181H235V177H234L233 174H231L232 173L231 171H229ZM32 174H33V172H32ZM0 175H1V173H0ZM6 179H8V182H9L8 185H9V187L8 186H5L6 187L5 188L4 185H0V188H1V186H3L2 188H5V190H0V213L2 212L1 211L2 209L4 210V212L2 214H0V217L1 218H3V217L10 218L11 217L12 220H16V218H17V220H23L22 223L25 222V221H27L29 218L30 219L34 218V214L36 213V211L39 212V210L42 207L43 203H45V201L43 202V198L41 199V202L38 199H35V198H31V199L24 198V199H21L20 201H18L17 204L15 206L13 205L14 207L12 206V208L10 209V206L12 205V201H11L10 204H4L6 202H3L1 199L2 198H7L9 196H13V198L16 199V198H18L19 195H22V194H19L18 192H16L15 189L13 190V192L11 190L12 187L16 184V182H18V180L13 181L12 180L13 178L10 177V176L7 177ZM248 186H249L250 189H252L253 188V183L252 184H249ZM258 186H260L259 187L260 189L262 187L264 188V182L261 181L258 184ZM257 193H258L257 195H260L259 190L257 191ZM30 197H31V195H30ZM221 201L222 200H219V202H221ZM69 205H72V204H69ZM1 207H3V208L1 209ZM208 208H211L212 209L211 212L213 214L216 213V208H213V207H208ZM203 212H204L205 215L206 214H210L209 213L210 212V209H208L206 212L205 211H203ZM194 214L195 215H199L198 212H195ZM66 218L67 219H70L71 218L70 214H66ZM212 218H209L208 220H212ZM210 222H212V221H210ZM22 223L20 224V229L21 230L23 229L22 228V226H23ZM214 227L216 229L217 228H220L219 225H218V221H217V225L214 224ZM229 227L230 226H223V227L220 228L221 230L218 229V231L223 232L224 230H227ZM1 229H3V228H1ZM186 229L187 228H185V227L179 228V229H177L176 234H180V231H181V233H183ZM94 230H95V228H94ZM169 232L170 231H167V234ZM95 233H96V231H95ZM23 235L24 234L21 233V236H23ZM13 236H14V232H13V234H11V233H9V234L7 233L6 234L5 233L2 236L0 235V249H5V250H7L9 252L8 253L9 259H10L9 261H11L10 264H48L49 263L48 260L53 259V257L50 258L47 254H43L41 258H37L36 260H33V261L31 260L30 261L29 259H31V258H29L25 254L26 250H24V249H28L30 247V245L29 246L28 245H21V246L18 245L17 246V245H14V244L11 245L10 244V241L13 238ZM102 236H103L104 239L106 238V237H104V235H102ZM236 237L237 236L234 237V240L236 239ZM153 238H154V241H155V242L153 241L154 244H157V246L159 247V245H158L159 240L155 239V237H153ZM56 239H59V237H57ZM106 239H107V241L104 240V241H100V242H101V244L108 251L112 252V243L114 242V240H109L108 238H106ZM12 240L17 241L16 239H12ZM19 241L21 242V240H19ZM79 248H81L83 251H88V252L90 250L87 246H85V243H82V244H80V246H78L76 243L72 242V244H70L68 250H66V249H63V250L55 249L54 251H52V253H55L56 254L55 258L60 259L59 257H62L63 258V262L66 264V260H67L66 257L67 256H64V255H68L69 253H71V255H72V251H75L74 258H73V259H75V261L73 260L72 261V264H85L86 262H84L83 260H80L78 258V251L77 250ZM165 250L168 253H170L169 252L170 250L168 251L167 249H164V251L163 250H160V252H162L164 254V257H167ZM121 252H122V250H118V251H116L114 253L119 255V254H121ZM8 255L7 254H4L3 251H0V264H8V263H6V260H5V258ZM18 256L19 257L21 256L20 259H19V261H18V258H19ZM158 256H159V251H158ZM158 256H156V254H154V253L152 254L151 258H152L153 264H159L158 263V260H157V258H159ZM92 258H95V257L92 256ZM96 259H98L97 262H98V264H100L99 263L100 262L99 258L96 257ZM243 259L244 260H247V259H249V257L246 256ZM249 262H250V259L248 261V264H253V262H250V263Z\"/></svg>", "mask_w": 264, "mask_h": 264}, {"label": "clouds", "instance_id": "clouds-1", "mask_svg": "<svg viewBox=\"0 0 264 264\" xmlns=\"http://www.w3.org/2000/svg\"><path fill=\"white\" fill-rule=\"evenodd\" d=\"M221 2L222 0H191L188 8L192 13L212 15L220 9ZM34 6V0H0V31H8L10 22L16 18L23 20L27 14L33 12ZM70 9L79 10L87 25L101 22L111 25L116 19L128 13L129 6L127 0H56L52 13L61 15ZM10 52L11 48L0 44V60L6 59ZM192 251L191 249L190 252ZM166 255L168 256L167 251ZM116 256L118 259V254Z\"/></svg>", "mask_w": 264, "mask_h": 264}, {"label": "water", "instance_id": "water-1", "mask_svg": "<svg viewBox=\"0 0 264 264\" xmlns=\"http://www.w3.org/2000/svg\"><path fill=\"white\" fill-rule=\"evenodd\" d=\"M41 80L44 84V87H46V83L44 82V79L43 77H41ZM68 126L75 130L76 132H80V133H85V131H80L79 128H77L73 122H70V121H66ZM232 129L234 131H237L235 130L234 127H232ZM87 133V132H86ZM89 136L91 138H89L88 140V145L90 144H93L92 142V133H88ZM239 134L241 135H245L243 133H240ZM249 137L251 138H254L256 139L258 142L260 143H263L264 142L262 140H260L259 138L257 137H253V136H250L248 135ZM0 159L2 161H4L6 164L12 166L16 171L17 173L20 175V177H23L26 181H28L36 190L37 192L42 196L43 198V202H48V203H51L53 205H56V206H59V207H62L64 209H67L69 211H72L73 213H78L80 214L83 218H84V221H85V225H86V230H87V234H88V237L91 239L92 243L95 245V247L97 248V250L102 254V256L106 257L108 260L111 261L112 264H121L118 259H117V256L115 253H111L109 252L100 242V240L98 239V237L96 236V233H95V230H94V224H93V220H92V215H91V212L87 213L86 211H84L83 209H81L80 207L76 206V205H69V204H66L64 202H61L55 198H52L51 197V194L57 189L59 188L62 184H64V181L67 179L66 177H63V179L53 188V190L49 191V192H46L44 190L43 187H41L30 175L26 174L24 171H22L17 165H15L11 160H9L8 158H6L2 152L0 151ZM86 158H83L80 162L77 163L76 166H74L70 171V174H73L74 171H77L78 170V167H80L81 165H83V161L85 160ZM85 162V161H84ZM141 211V210H140ZM140 213V212H139ZM140 217V215H139ZM147 236V235H146ZM149 238V243L151 241V238L150 236H147Z\"/></svg>", "mask_w": 264, "mask_h": 264}]
</instances>
